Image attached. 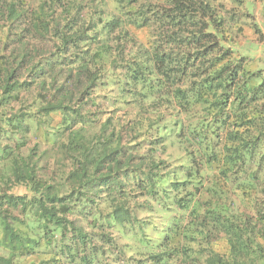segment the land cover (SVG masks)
Instances as JSON below:
<instances>
[{
  "label": "trees",
  "instance_id": "1",
  "mask_svg": "<svg viewBox=\"0 0 264 264\" xmlns=\"http://www.w3.org/2000/svg\"><path fill=\"white\" fill-rule=\"evenodd\" d=\"M246 3L0 0V264L264 262Z\"/></svg>",
  "mask_w": 264,
  "mask_h": 264
},
{
  "label": "rangeland",
  "instance_id": "2",
  "mask_svg": "<svg viewBox=\"0 0 264 264\" xmlns=\"http://www.w3.org/2000/svg\"><path fill=\"white\" fill-rule=\"evenodd\" d=\"M245 7V12L249 11L254 16L255 23H257L258 25L264 24V12L262 10V4L259 0H248V3H246ZM241 23L243 25V35L236 41V43L241 46L242 53L247 54L248 57L253 59L252 68L254 67V64L259 62V67L264 69V38L255 36L252 30V26L249 23ZM138 39L141 42L145 43L147 40V35L145 33H139ZM249 41L251 42L250 46L247 45ZM253 45L255 47H253ZM36 132V128L35 126H33L31 135L32 139H34L33 136ZM39 139L43 140V136H39ZM52 153H54V156H56V153L54 151H52ZM63 168V166H59L58 164L53 163V165L49 166L48 168V176L56 177L57 173ZM149 236H155V233L151 231V228L149 229ZM134 243H136V239L130 235H128V237H123L119 239L120 245H129L128 250H130V252L127 253L128 255L137 251V249L133 251V247L135 246L133 245ZM258 264H264V262H260Z\"/></svg>",
  "mask_w": 264,
  "mask_h": 264
}]
</instances>
